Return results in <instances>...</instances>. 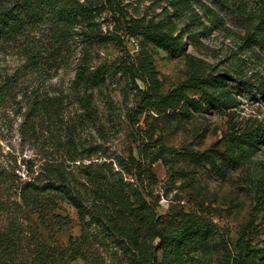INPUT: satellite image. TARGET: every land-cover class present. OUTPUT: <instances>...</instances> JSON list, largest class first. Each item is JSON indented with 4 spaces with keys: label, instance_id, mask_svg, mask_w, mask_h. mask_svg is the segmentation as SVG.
Here are the masks:
<instances>
[{
    "label": "rangeland",
    "instance_id": "374dc122",
    "mask_svg": "<svg viewBox=\"0 0 264 264\" xmlns=\"http://www.w3.org/2000/svg\"><path fill=\"white\" fill-rule=\"evenodd\" d=\"M59 8L71 16L42 0H0V11L20 17L0 41V231L12 235L0 264L168 262L153 233L134 235L135 225L115 218L125 207L159 232H185L179 264H264V141L241 145L264 128V45L245 41L264 36V0H63ZM129 19L175 46L127 35ZM91 34L106 40L95 44ZM138 56L151 70L131 81L120 68ZM207 76L217 84L176 91ZM135 87L178 94L152 106ZM203 94L219 104L205 105ZM158 151L163 159L153 161ZM56 176L86 213L54 196L41 222L20 189Z\"/></svg>",
    "mask_w": 264,
    "mask_h": 264
},
{
    "label": "trees",
    "instance_id": "16d2710c",
    "mask_svg": "<svg viewBox=\"0 0 264 264\" xmlns=\"http://www.w3.org/2000/svg\"><path fill=\"white\" fill-rule=\"evenodd\" d=\"M42 1H46V4L51 5L54 8L55 14L61 15L63 19H65L66 16V19H68V16H71L64 14V12H66V9L59 8L63 0ZM106 2H108L110 6L113 5V0H106ZM14 11L15 10L13 9H3L2 11H0V41L6 38L7 34L13 31L15 27H19L20 17L17 16V13L19 12ZM78 14L82 13H80L79 10H75L73 11L72 16ZM124 24L126 34L131 37L141 36L145 40H149L161 46H175L173 38L168 37L166 34L157 31L150 26L143 25L140 20L129 19L125 21ZM88 38L91 39L93 43L99 45H102V43H104L106 40V37L94 34L89 35ZM245 41L262 47L264 45V36L260 33L252 32L247 35ZM143 51L144 48L142 47L140 50V55L141 53H143ZM120 70L124 74H126L131 81H135L137 79L143 80L144 76L147 75L149 70H151V66L150 63H139V56L134 60H131V58L128 57L127 60L122 62ZM216 84V81L213 80L211 76H207L203 79L191 78L181 84L176 89V91L184 92L188 89L200 90L204 87L215 86ZM239 85L242 88H246L245 86H247V88L252 87L250 83L244 81H240ZM1 88H3V86L0 83V90ZM135 89L138 91V93H142L141 98L143 101H146L147 104L160 107L169 106L171 102L175 101L177 97V95L175 94H178L177 92H170L165 96H161L146 91L141 92L137 87H135ZM202 97L205 105L210 106L219 104L218 99L213 98L207 94H203ZM244 136L245 139L241 141V145L252 148L259 142L264 141V128H255L249 131ZM158 152L159 153L155 156L153 161L163 159L161 151ZM5 184L6 179L0 177V187ZM20 196L24 201L30 204V206L32 207V212L37 214L41 222H44L48 218L49 211L55 208V201L53 200L54 196L59 198L60 200H66L70 202L77 209L79 214L83 215L86 213V210L83 207L79 196L70 190V187L63 176L53 177L52 180H49L47 183H44L42 185L27 183L20 189ZM137 207L139 210L144 209V202L141 201V199L137 204ZM2 208L3 203H0V212L3 210ZM134 212L135 210L125 207L118 211V216H116L115 218L122 221V223L125 222L135 225V228L133 230L134 235H140V233L143 231L148 235L153 233L154 238H157L159 240V243H161L160 250L165 248L164 252L173 256L165 264H179L180 246L185 242V240H187V235H185V232L170 233L168 235L162 230L159 232L154 227L153 218L148 217L144 213H139L140 215H136L134 214ZM52 219L55 220L56 223H66L64 221L65 219L59 215H53ZM11 238L12 235H10L9 233L0 231V253H2L3 248H9V242ZM260 255L262 256V258H264V252H261ZM3 257V255H0L1 260L3 259Z\"/></svg>",
    "mask_w": 264,
    "mask_h": 264
}]
</instances>
